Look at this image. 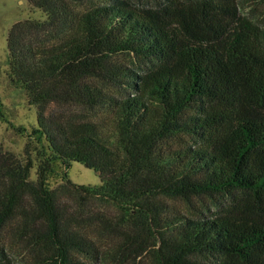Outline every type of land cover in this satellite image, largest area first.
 Listing matches in <instances>:
<instances>
[{
  "label": "trees",
  "instance_id": "1",
  "mask_svg": "<svg viewBox=\"0 0 264 264\" xmlns=\"http://www.w3.org/2000/svg\"><path fill=\"white\" fill-rule=\"evenodd\" d=\"M27 2L45 17L9 28L8 76L46 148L33 182L31 158L0 146V264H15L8 231L41 264L99 262L83 218L103 223L102 206L145 231L162 264H264V24L244 6L264 0ZM55 161L64 172L50 188ZM72 162L101 184L72 182ZM216 194L227 202L213 218L170 203Z\"/></svg>",
  "mask_w": 264,
  "mask_h": 264
},
{
  "label": "rangeland",
  "instance_id": "2",
  "mask_svg": "<svg viewBox=\"0 0 264 264\" xmlns=\"http://www.w3.org/2000/svg\"><path fill=\"white\" fill-rule=\"evenodd\" d=\"M102 0H94L101 2ZM135 6H149L153 0H126ZM88 6V4L86 5ZM257 21L264 24V8L252 11L249 2L244 4ZM45 15L32 7L27 0H0V146L3 151L11 152L19 160L25 161L27 156L33 161L30 180L36 181L37 152L46 148V142L33 130L37 127L36 108L29 104L23 89L16 87L8 76V61L6 37L11 25L23 19H43ZM119 60L129 66H143L144 64L132 55H121ZM174 145L185 146L192 144L187 136H179L173 141ZM55 172L49 176L50 188H56L62 182L64 169L59 161L53 163ZM69 178L76 184L100 185L101 180L96 171L86 168L81 163L72 162L68 170ZM64 204L70 210L72 200L64 198ZM227 202V195H204L192 197L189 201L179 199L170 201L171 204L189 218L205 219L216 217L221 209L215 204ZM76 207V206H75ZM101 214L103 223L93 218H83L86 226L83 233L95 240L101 252V260L94 264H162L158 254V244L151 240L145 231L137 230V226L126 217L122 210L114 206H102L92 215ZM5 240L11 243V252L15 264H41L34 257L33 246L28 239L19 245L15 237L8 231ZM27 248L28 250H26ZM204 261H213L209 255H203Z\"/></svg>",
  "mask_w": 264,
  "mask_h": 264
}]
</instances>
